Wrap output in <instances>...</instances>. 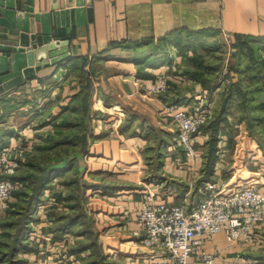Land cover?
Instances as JSON below:
<instances>
[{
	"label": "rangeland",
	"instance_id": "374dc122",
	"mask_svg": "<svg viewBox=\"0 0 264 264\" xmlns=\"http://www.w3.org/2000/svg\"><path fill=\"white\" fill-rule=\"evenodd\" d=\"M132 51L129 57L121 55L112 57L110 60H123L127 57L126 59L130 60L129 62L133 60L132 62L137 63L134 59L145 51H153L154 55H157V57L162 55L164 59L167 55L173 54L170 62L174 63L176 60L175 65L177 63L181 65V72L191 74L192 88L195 84L201 83L204 88H208V93H215L216 102L212 117L198 134L201 137L205 135V138L196 141L195 144L197 156L196 161L191 163V174H193L191 175V181L184 180L175 173L169 172L167 165L171 163H165L167 157L172 155L175 157L177 155L179 158L178 167L181 164H186L185 162L188 160L184 148L178 145L177 140H175V137H177L176 127L172 125L174 129L161 137L155 127L144 129L143 125L145 126V123L140 120L138 124V121L135 120L136 112L141 115H144L143 112L145 113L144 110H140L135 105V102H138L135 98H133V103L129 102L130 104L120 102L121 105L117 107L122 109L120 111L126 109L123 105L127 106V110L129 108L131 110L125 112L122 119L114 120L112 126L107 124L106 116L100 115L99 118L102 119L100 123H105L100 132H97L95 126L93 128V122H90V119L89 124H87L83 111L79 113L68 112L73 120L80 123L77 127L67 128L57 124L63 118V114H53L48 92L43 93L38 90L36 94H31L25 89L20 94L8 95L0 99L1 136H4V132L7 133L10 129H16L15 126L18 128L24 126L25 133L26 129L29 128L30 130V127H34V133L38 135L34 138L36 143L34 142L35 144L32 145L28 139L24 137L17 138L18 136L15 135L20 141V144H18L26 149L24 153L26 163L21 165L22 167L19 170L21 174L41 175V166L58 164L65 156L69 157L74 150L72 147L78 146V149H80L83 146L81 139L86 135L87 152L82 154L80 151L73 164H69L64 168H57L53 172L49 178L47 188L41 192V200L32 209L30 222L25 230V237L27 234L29 235L32 227H35L36 232L42 233L44 231L42 223H46V227L53 234L58 233L60 230H63V233L66 232L67 236H65L66 241L62 246V253L67 258V264H124L122 252L125 248L121 250L122 248H118V245H112L114 246L113 250L112 243L107 244L106 237L109 234L107 225H105L108 219L107 216L95 214L93 207L97 205V202L95 203L91 196L96 191L94 187L96 184L102 187L115 183H136L148 186L151 181L156 183L157 177H159L158 180H161V177L170 175L178 178L173 181L179 184L177 189L185 193L190 190L191 183L195 185L202 177L203 169L208 167L206 160L213 156L214 147L216 156L211 180H221L222 182L250 180V182H257L259 185L264 182V39L245 37L238 39L235 35L218 32L212 34L184 32L178 34L173 40H158ZM177 56H180L179 61ZM105 59H98L94 62H89L86 58L78 60L76 64L78 66L69 70L71 76L69 83L72 82L75 87L84 88L83 90L90 94L96 90L99 93L104 92L107 84L100 83L101 80L97 77L116 76L123 78L124 75L121 68L123 66H120L119 62L109 61L113 64L107 65L104 62ZM121 72L122 75H117ZM134 72L135 76L141 77L147 71L144 68H137ZM168 78L169 88L160 95L169 96L175 90H179V84L173 82L172 78ZM138 87L139 90L133 92L137 95H139L138 93L143 94V96L140 95L141 97L152 98L157 96V94H149L147 91H143V86ZM232 88L248 89L249 97H254V100L250 101V105H248L246 101L249 100H243L241 94L237 97L233 95V101L228 102L230 109L227 111L228 114L225 115L228 119L227 122L224 119H219L220 110ZM116 90L121 91V88L116 85ZM236 98L237 100H234ZM239 99L246 103V108L240 106ZM154 115L156 117H167L160 113V109ZM54 116L59 118L55 120ZM84 118L85 122H83ZM2 119L3 121H1ZM124 129H126V132H124ZM65 131H67L69 137H72L73 134L78 137L76 145L69 143L47 148L55 140L52 137H60L61 134L59 133ZM137 135L141 138L135 137L134 140L140 141L141 144H136L133 140L130 143L131 147L128 148L133 156L130 163L123 164L119 163L120 159L113 162L88 155L98 156L99 154L96 151L97 147L94 148V151H91L92 143H100V151H103V149L105 150L104 143L108 140L121 139L120 143L122 144L123 141ZM1 138L2 144L4 138ZM222 139L226 140V146L221 143ZM169 161L172 162V159H169ZM100 165L101 168H96ZM124 169H127V173L124 172L126 171ZM129 169H131V172L128 171ZM125 173L129 176L123 177L121 175ZM195 173L196 175H194ZM34 175H30L28 179L19 182L18 188L12 193L8 209L12 210L13 213L19 209L22 210L26 203L24 199L28 195H22L23 191L24 193L34 191L36 185ZM180 178L182 181H180ZM49 200L52 201L49 202ZM7 215L5 218H18L19 214ZM41 219H46V222H41ZM12 231H15V227L12 228ZM255 246L254 249H249V251L261 254L264 257V240L255 244Z\"/></svg>",
	"mask_w": 264,
	"mask_h": 264
},
{
	"label": "crops",
	"instance_id": "0c3cea01",
	"mask_svg": "<svg viewBox=\"0 0 264 264\" xmlns=\"http://www.w3.org/2000/svg\"><path fill=\"white\" fill-rule=\"evenodd\" d=\"M21 1L23 4L29 2V0ZM33 6L35 11L39 13H54L62 9L72 10L71 17L68 16L65 24L69 28L65 36L71 35L70 50L68 52L70 56L60 66L50 62L37 67L36 77L27 80L14 89L4 93L0 92V99L8 95L20 94L25 89L31 94H36V91L41 90L43 93H49L52 112L54 115H59L64 112V106L71 102L72 96L81 90L80 86L75 87L72 82L69 83V79H71L69 70L78 66L76 65L78 60L86 58L89 62H94L106 58L104 62L107 65L113 64L109 61H117L120 66H123L121 67L124 71L123 78L116 76L97 77L101 80L100 83L107 84L108 89L106 88L102 93L96 90L90 94L92 102L90 104V122H93V128L95 126L97 132H100L103 125H105V123H100L102 121L99 118L100 115L106 116L107 124L112 126L115 121L125 116V112L131 110V108L127 110V106L123 105L126 109L120 111L122 109L117 108L121 105L120 102L130 104L129 102L133 103V98H135L138 100L135 105L140 110L145 111V113L143 112L144 115L136 112L135 120L138 121V124L142 120L145 123V126L143 125L144 129L155 127L156 131H159V136H164L174 129V124L169 117H156L155 112L168 101H181L187 104L191 102L195 95L208 91V88H204L201 83L195 84L193 88L191 87V74L181 72V65L178 63L175 65L176 60L174 63L170 62L173 54H166L165 59L161 57L157 60V57H154L157 55L151 58L149 56L153 55L151 51H145L136 56L134 60L137 63H135L132 62L133 60L129 62L130 60L126 59L132 54V50L142 48L158 40H173L178 34L184 32L190 34L218 32L226 35L264 36V0H33ZM77 7L83 9L81 18L84 22L73 27L72 22L77 19L75 12ZM36 29L37 31L41 29L40 21H36ZM121 55L127 57L123 60H110L112 57ZM147 55L148 58H145ZM179 57L177 56L178 61ZM137 68H144L152 76H135L134 71ZM161 73H166L172 78L173 82L179 84V90H175L169 96L157 95L152 98L141 97L140 95L143 96V94L138 93L139 95H137L133 92L139 90L138 86H142L143 82L155 79ZM117 75H122V72ZM116 85L121 88V91L116 90ZM213 94L215 93L213 92ZM23 128L24 126L20 129ZM30 128V130L29 128L26 129L27 138H25L32 145L35 142L34 138L38 135L34 133V127ZM124 132H126V129H124ZM6 135H0L1 139L4 138L5 145L10 142L20 144L19 139H17L20 137L12 139V135L10 137ZM135 137L140 136L131 137L123 141L122 144L120 143L121 139L108 140L104 143L105 150L103 149V151H100V143H92L91 151H94V148L97 147L96 151L99 154L98 156L88 155L113 162L120 159L119 163L123 164L130 163L133 159L132 152L128 148L131 147L130 143L134 141L136 144H141L140 141L134 140ZM202 138H205V135L203 137L201 135L196 136L197 141ZM175 140H177V137H175ZM0 145H3L1 140ZM169 159H172V162ZM178 159L177 155L176 157L174 155L167 157L165 163H171L167 165V170L184 180L191 181V175H193L191 174V163L195 162L196 158L193 161L188 159L185 162L186 164H181L180 167L177 166V163L180 162ZM96 168H101V165ZM124 170L127 173V169ZM128 171L131 172V169ZM126 173L121 175L123 177L129 176ZM161 178V180H158L159 177H157L155 180L157 184L162 183L160 187L156 188L157 192L174 202H179L186 192L182 193L177 189L179 184L173 180L178 178L170 175ZM181 178L180 181H182ZM150 184L153 185L154 182L151 181ZM263 184L264 182L259 186L264 189ZM191 185L189 188H191ZM94 187L96 191L91 198L95 200V203L97 202V205L93 207L95 214L107 216L108 219L105 225H107L109 234L106 237L108 242L107 240L106 242L107 244L112 243L113 250L114 246L117 245L118 248H122L121 250L125 248L122 252L124 264H161V256L155 254L156 251L149 246L141 243L134 234L135 223L131 219L136 215V208L142 200V190L146 188V185L115 183L103 187L96 184ZM6 215L7 208L3 209L0 206V245L6 237L5 228L1 224V220ZM45 220L41 219V222ZM42 224L44 227L42 233L36 232L35 227H32L29 235L27 234L25 240L28 247L23 248L22 246L16 254V258L21 261L19 264H67V258L62 253V246L66 241L65 236H67V233L60 230L58 233L53 234L46 227V223ZM205 247L209 251H219L216 259L217 264H264L260 263L264 262L262 260L264 259L263 255L249 251V249L256 247L255 244L251 246L230 245L223 232L216 233L211 240L206 242ZM0 264L4 263L0 261Z\"/></svg>",
	"mask_w": 264,
	"mask_h": 264
},
{
	"label": "built area",
	"instance_id": "2783aa9c",
	"mask_svg": "<svg viewBox=\"0 0 264 264\" xmlns=\"http://www.w3.org/2000/svg\"><path fill=\"white\" fill-rule=\"evenodd\" d=\"M168 77L161 73L145 81L142 90L163 94L169 88ZM215 102L213 93L203 92L195 95L190 103L168 101L160 108V113L169 117L176 127L177 143L189 160L197 156L196 136L201 126L211 119ZM15 128L12 139L15 135L27 136L25 129ZM221 143L226 146L227 142L222 139ZM25 150L12 142L0 149V206L3 209L9 207L10 197L19 186L11 175L19 171ZM161 185L148 184L142 190L136 215L131 217L135 223L134 234L161 256V264H217L219 251H209L205 244L219 232L225 234L230 245L251 246L264 240V189L257 182L208 180L204 184H192L179 202L158 193L156 188Z\"/></svg>",
	"mask_w": 264,
	"mask_h": 264
},
{
	"label": "water",
	"instance_id": "95a60500",
	"mask_svg": "<svg viewBox=\"0 0 264 264\" xmlns=\"http://www.w3.org/2000/svg\"><path fill=\"white\" fill-rule=\"evenodd\" d=\"M83 9L75 8L73 27L83 24ZM71 9L36 12L33 0H0V92L14 89L37 75V67L60 66L70 56L71 35L65 26ZM36 21L41 22L37 31ZM71 29V28H70ZM33 41V42H31ZM28 46H31L29 49Z\"/></svg>",
	"mask_w": 264,
	"mask_h": 264
},
{
	"label": "trees",
	"instance_id": "16d2710c",
	"mask_svg": "<svg viewBox=\"0 0 264 264\" xmlns=\"http://www.w3.org/2000/svg\"><path fill=\"white\" fill-rule=\"evenodd\" d=\"M235 37H238V39H240L241 37L264 39V36L243 35V34H237V35H235ZM151 54H153V55H149V56L152 58L154 56V52L152 51ZM154 57H157V56H154ZM161 57L162 56L160 55L156 59L158 60ZM145 58H148V55ZM83 59H85V58H83ZM146 75L149 77L152 76L151 73L145 72L144 76H146ZM234 84H235V82H234ZM83 89H81L78 93H75L72 96L71 102L68 105L64 106V112L62 113L63 118L61 119V121L59 123H57L61 127L69 128V127H77L78 125H80V123L78 121L73 120L72 117H70L68 112L79 113V112L83 111L84 116L87 119V124H89V119H90V93L84 91ZM234 91H236V92H234ZM238 92H240V93H238ZM248 92H249L248 89L246 90L245 88L244 89L243 88H241V89L232 88L228 92L225 101L221 105V110H220L221 115H220L219 119L220 120L224 119L225 121L228 122V119H227V117H225V115L228 114L227 111H228V109H230L228 107V102L230 100H232V97H234L233 95H236V97H237L239 94H241L243 96L242 99L245 101L248 99L249 101H246V103L248 105H250V101H253L254 97H251V96L249 97ZM239 103H241L240 104L241 107L246 108L245 102L240 100ZM53 118L55 120H57L59 117L54 116ZM85 118H84L83 122H85ZM208 122L203 124L201 126V129H203L208 124ZM15 131H16L15 129H10L7 133L4 132V134H7L6 136L10 137L11 135H13L15 133ZM66 132L67 131L59 133V134H61L60 137H52V138H55V140L53 139L54 141L52 142L51 145H48L47 148H52V147H55L58 145L62 146L63 144L65 145V144H69V143L76 145L77 144L76 140L78 137L75 134H73L72 137H69ZM84 136L81 139L83 141V146L80 147V149H78V146L72 147V148H74V150L72 151L71 155H69V157L65 156L63 158V160L60 161V163H58V164L53 163L51 165L41 166L42 167L41 175L40 174L34 175L33 173H30V175H34V177L36 178V181H35L36 185H35L34 191L32 193H29V192L24 193V191H23L22 195H28V197H25V199H24L26 203L23 206L22 210L19 209L18 211H14V213H13L12 210L7 208L8 215H11V214L13 215V214H17V213L19 215H18V218H11V217L8 218L7 217V218H3L1 220V224L5 228V235H6V238L1 242V245H0V261L3 262L4 264H5V262H6V264H18L21 262L19 259L16 258V254L19 252V250L22 246H23V248L28 247V244L25 240L26 239V237H25L26 231L25 230L27 229L28 223L30 222L32 209H33L34 205L41 200L40 199L41 192H42V190L47 188V184L49 183V178L53 174V172L57 168H64V167L68 166L69 164H73V162L78 158L76 156L78 155V153H80V151L82 154L87 152L88 145H86L87 144L86 143V135H84ZM3 145H5V140L3 141ZM3 145H2V147H3ZM213 150H214L213 156L210 159L206 160L208 167L203 169V171H204L203 175L200 178V180L197 182V184H204V182L212 179V171H213L214 161H215V156H216L215 147L213 148ZM24 163H26L25 160L23 161V164ZM21 167H20V169H21ZM30 175L21 174L18 171L17 173L11 175V178L13 180L18 181V182H23L24 180L28 179ZM71 220H73V219H71ZM13 227H15V231H12ZM7 237H10V238H7Z\"/></svg>",
	"mask_w": 264,
	"mask_h": 264
}]
</instances>
